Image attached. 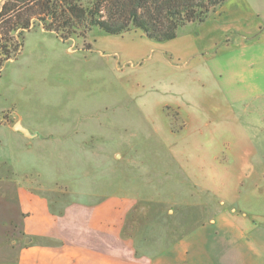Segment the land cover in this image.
<instances>
[{
	"label": "rangeland",
	"instance_id": "rangeland-1",
	"mask_svg": "<svg viewBox=\"0 0 264 264\" xmlns=\"http://www.w3.org/2000/svg\"><path fill=\"white\" fill-rule=\"evenodd\" d=\"M8 1L0 0V9ZM240 3L264 15V0H226L222 11ZM12 15L0 17V37L21 43L0 65V261L6 263V231L14 237L20 223L12 192L6 200V175L23 174L46 217L69 228L54 238L55 224L38 228L32 219L28 248L43 249L28 264H52L51 256L64 264H143L206 221L214 201L198 194L184 171L186 151L190 173L199 156L191 143L200 133L209 138L193 121L204 119L197 108L204 89L188 86L182 64L216 21L204 29L186 25L169 42L97 28L63 42L37 24L20 41L6 32ZM18 120L36 136L4 127ZM37 230L43 237L31 235Z\"/></svg>",
	"mask_w": 264,
	"mask_h": 264
},
{
	"label": "crops",
	"instance_id": "crops-1",
	"mask_svg": "<svg viewBox=\"0 0 264 264\" xmlns=\"http://www.w3.org/2000/svg\"><path fill=\"white\" fill-rule=\"evenodd\" d=\"M211 20L216 22L210 34L182 65L188 86L193 81L204 89L197 103L204 119L193 121L199 133L209 131L208 139L200 133L191 143L199 148V156L190 173L192 157L186 151L184 171L198 194L211 196L214 207L206 221L143 264H264V15L255 6L240 3L227 13L220 7L196 25L204 29ZM189 94L186 91V101L191 99ZM204 98L209 106H204ZM16 122L21 125L20 120ZM16 122L4 127L17 133L12 130ZM18 174L6 175V200L12 192L20 223L17 228L6 221L14 224L10 234L16 235L6 231V263L1 260L0 264H28V259L42 253V245H27L28 229L36 216L39 221L33 224L38 228L55 224L51 227L54 238L64 228L69 231L64 219L46 217L44 208L38 207L43 201ZM29 213L35 215L28 218ZM30 233L40 237L43 231ZM61 259L51 256L52 264H64Z\"/></svg>",
	"mask_w": 264,
	"mask_h": 264
},
{
	"label": "trees",
	"instance_id": "trees-1",
	"mask_svg": "<svg viewBox=\"0 0 264 264\" xmlns=\"http://www.w3.org/2000/svg\"><path fill=\"white\" fill-rule=\"evenodd\" d=\"M225 2L226 0H10L3 3L0 17L6 18V12L14 14L11 16L13 26L6 32L18 34L20 41L24 32L37 24L63 42L72 38L85 39L93 28L111 36L140 30L149 40L169 42L177 38L182 27L204 23ZM2 22L4 24L5 20ZM20 46L21 43L14 37H0V65L9 60L11 53L17 52Z\"/></svg>",
	"mask_w": 264,
	"mask_h": 264
},
{
	"label": "water",
	"instance_id": "water-1",
	"mask_svg": "<svg viewBox=\"0 0 264 264\" xmlns=\"http://www.w3.org/2000/svg\"><path fill=\"white\" fill-rule=\"evenodd\" d=\"M12 130L14 132L20 133L22 136L28 139H32L35 137V134H31L27 129L23 128L19 122H16L14 126L12 127Z\"/></svg>",
	"mask_w": 264,
	"mask_h": 264
}]
</instances>
